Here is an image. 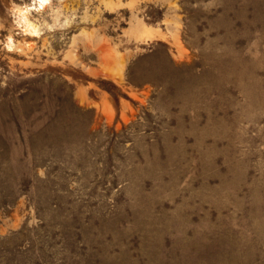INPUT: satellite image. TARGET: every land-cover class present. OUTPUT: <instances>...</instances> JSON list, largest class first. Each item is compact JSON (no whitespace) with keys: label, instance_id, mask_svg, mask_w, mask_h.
I'll use <instances>...</instances> for the list:
<instances>
[{"label":"rangeland","instance_id":"obj_1","mask_svg":"<svg viewBox=\"0 0 264 264\" xmlns=\"http://www.w3.org/2000/svg\"><path fill=\"white\" fill-rule=\"evenodd\" d=\"M0 264H264V0H0Z\"/></svg>","mask_w":264,"mask_h":264},{"label":"bare ground","instance_id":"obj_2","mask_svg":"<svg viewBox=\"0 0 264 264\" xmlns=\"http://www.w3.org/2000/svg\"><path fill=\"white\" fill-rule=\"evenodd\" d=\"M45 0H42V2L44 3Z\"/></svg>","mask_w":264,"mask_h":264}]
</instances>
